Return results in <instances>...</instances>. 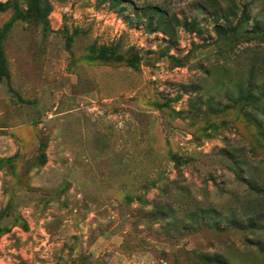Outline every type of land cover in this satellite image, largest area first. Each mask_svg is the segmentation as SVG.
Returning a JSON list of instances; mask_svg holds the SVG:
<instances>
[{
    "label": "rangeland",
    "instance_id": "obj_1",
    "mask_svg": "<svg viewBox=\"0 0 264 264\" xmlns=\"http://www.w3.org/2000/svg\"><path fill=\"white\" fill-rule=\"evenodd\" d=\"M0 3V264H264L263 0Z\"/></svg>",
    "mask_w": 264,
    "mask_h": 264
},
{
    "label": "trees",
    "instance_id": "obj_2",
    "mask_svg": "<svg viewBox=\"0 0 264 264\" xmlns=\"http://www.w3.org/2000/svg\"><path fill=\"white\" fill-rule=\"evenodd\" d=\"M42 1L43 0H28V3H27L28 11L33 16H35V17H37L39 19H42V15H43ZM263 5H264V0H263ZM6 6H7V3H5V4L0 3V13L5 10ZM263 9H264V7H263ZM3 77H7V73L5 71H3L2 69H0V79L3 78ZM258 245H260V244H258Z\"/></svg>",
    "mask_w": 264,
    "mask_h": 264
}]
</instances>
